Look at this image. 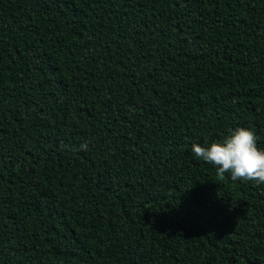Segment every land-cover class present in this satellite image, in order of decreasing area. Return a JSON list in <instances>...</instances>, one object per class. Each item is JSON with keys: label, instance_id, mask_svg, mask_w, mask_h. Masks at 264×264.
I'll return each instance as SVG.
<instances>
[{"label": "trees", "instance_id": "16d2710c", "mask_svg": "<svg viewBox=\"0 0 264 264\" xmlns=\"http://www.w3.org/2000/svg\"><path fill=\"white\" fill-rule=\"evenodd\" d=\"M264 0H0V264H264Z\"/></svg>", "mask_w": 264, "mask_h": 264}, {"label": "clouds", "instance_id": "9594fccd", "mask_svg": "<svg viewBox=\"0 0 264 264\" xmlns=\"http://www.w3.org/2000/svg\"><path fill=\"white\" fill-rule=\"evenodd\" d=\"M191 150L198 159L214 165L219 176L228 173L233 180L264 183V149L258 148L249 128L230 129L222 141L210 145L193 143Z\"/></svg>", "mask_w": 264, "mask_h": 264}]
</instances>
